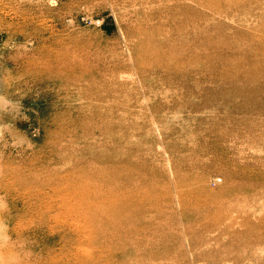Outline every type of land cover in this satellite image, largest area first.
<instances>
[{
    "label": "rangeland",
    "instance_id": "rangeland-1",
    "mask_svg": "<svg viewBox=\"0 0 264 264\" xmlns=\"http://www.w3.org/2000/svg\"><path fill=\"white\" fill-rule=\"evenodd\" d=\"M6 169L24 264H264V0H0Z\"/></svg>",
    "mask_w": 264,
    "mask_h": 264
},
{
    "label": "bare ground",
    "instance_id": "bare-ground-1",
    "mask_svg": "<svg viewBox=\"0 0 264 264\" xmlns=\"http://www.w3.org/2000/svg\"><path fill=\"white\" fill-rule=\"evenodd\" d=\"M0 175H1V172H0ZM2 176L4 179L0 181V190L8 189V191L17 193L18 188L20 187V188H24V190H26L25 193H27L28 195H33L34 197H38L40 200L42 198L48 197L47 192L45 191L48 188V186L46 187L45 181L39 182L38 179L32 178L34 180H31V179L23 178L21 176L19 177L16 175L14 171H9L7 169L4 170V173ZM47 190L49 193L54 194L56 196L55 188L49 187ZM92 198H93V202L89 200L88 202H85L86 203L85 205L89 207L88 208L89 210L91 209L93 210L98 207L99 208H110V207L114 208L115 207L114 203L116 202V200L114 198H110V195L100 196V195H97L95 192H93ZM56 200H57V196H56ZM77 203H79V200L77 201ZM71 204L72 202L70 201V197H69L68 199H65V200L63 199L59 204L55 202L52 204L45 205L44 206L45 209H48V210L55 209L56 211L54 212V215L50 214V218L48 217V215L43 216V220L41 224L47 225L51 221H54V223H56L57 225L65 224L66 223L65 216L71 214L72 212L71 209H68V208H72ZM41 205H42V202H41ZM87 217L88 216L83 215V214H81V217H80L86 226L88 225ZM76 221L79 222V219L77 218ZM103 226L105 227V225ZM98 234H100V232H98ZM86 240L89 242V244H92L95 242L93 238L91 237H87ZM49 263L58 264L54 258L50 259L47 264ZM0 264H24V263L22 261H19V259L16 257V253L14 252V246L7 245V246L2 247L0 243Z\"/></svg>",
    "mask_w": 264,
    "mask_h": 264
}]
</instances>
